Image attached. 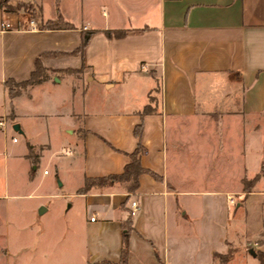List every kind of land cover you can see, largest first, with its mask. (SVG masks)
<instances>
[{"label": "crops", "instance_id": "0c3cea01", "mask_svg": "<svg viewBox=\"0 0 264 264\" xmlns=\"http://www.w3.org/2000/svg\"><path fill=\"white\" fill-rule=\"evenodd\" d=\"M18 1L40 16L0 0V119L19 126L24 142L11 160L27 179L42 152L70 146L54 165L69 171L54 195L82 206L85 262L120 264L126 221V264H214L240 240L264 253V0H73L49 19L38 0L8 3ZM59 16L71 28L39 27ZM36 60L46 78L9 98L6 80H27ZM149 97L153 112L142 115ZM28 146L40 151L34 165ZM138 146L147 172L136 190L109 181L79 191L87 178L121 174ZM6 150L0 142V156ZM8 246L2 228L0 264Z\"/></svg>", "mask_w": 264, "mask_h": 264}, {"label": "rangeland", "instance_id": "374dc122", "mask_svg": "<svg viewBox=\"0 0 264 264\" xmlns=\"http://www.w3.org/2000/svg\"><path fill=\"white\" fill-rule=\"evenodd\" d=\"M72 1L38 0V3L43 18L49 19L56 13L57 6L61 10H66L69 9ZM25 3L29 6L34 5L30 2ZM16 4L17 2L12 4L15 5L14 8L17 7ZM23 10L27 11V9ZM7 122L8 129L5 137L0 132V142L6 144V153L9 155V157L0 156V195H2L0 197V229H5L10 256L7 262L2 264H87L83 244L85 217L81 211L82 206L77 205V201L72 199L74 205L69 208V198L54 195L64 191L65 188L62 189L59 186V181L69 175V171L61 172L56 170L54 165L68 158L67 152L70 146L56 144L58 140L55 139L52 149L42 152L43 157L35 176L27 179L22 170L23 166L16 168L11 160V155L22 147L23 138L15 132L13 122L10 119ZM28 122L32 127L33 139L42 140L43 134L38 135L36 128H33L35 122L31 120ZM36 122L50 121L37 120ZM260 134L263 142L264 124L261 126ZM12 135L19 138L18 143L12 141ZM57 135L55 134L54 138H57ZM56 149L60 151L54 154ZM33 150H36L33 153L40 154L39 150ZM44 167L50 170V174L42 177L41 171ZM71 178L74 180V174H71ZM15 194L21 196H12ZM27 194L30 196H22ZM42 209L45 211L41 212ZM255 248L242 244L240 240L239 244L230 247L227 253L216 256L214 264H261L257 258V253L260 251Z\"/></svg>", "mask_w": 264, "mask_h": 264}, {"label": "trees", "instance_id": "16d2710c", "mask_svg": "<svg viewBox=\"0 0 264 264\" xmlns=\"http://www.w3.org/2000/svg\"><path fill=\"white\" fill-rule=\"evenodd\" d=\"M3 3V7L10 12H15L17 10H20L21 8L23 9H27L28 12L33 11L32 12V17L33 19H38V17L40 16L39 12H35L34 8L32 5L29 6V4L27 5V3L22 2V1H18L16 6L14 8L15 5L9 4L8 0H2ZM27 7H26V5ZM66 26L65 28H71V26L68 23H64L62 21L61 16H59L57 18L56 21H46L44 23H40L39 27L41 29L47 28V29H57V28H62L61 26ZM124 32L123 31H115L114 34L116 36H120L122 35ZM107 34L110 36L111 32H107ZM91 33H85L82 35V40H81V45L79 46V48L77 49L78 51H82L84 46L87 44L89 37H90ZM46 78V70L43 68V66L41 65V63L39 62V60H36L35 62V70L31 73L30 77L27 80L21 81V82H15L12 79H8L5 82V87L7 89V93L9 98L14 97L15 95H17L21 89H23L24 87L31 85V84H35V83H39L41 81H43ZM158 88V86H157ZM155 99L153 97H149V104H147L142 112V115L145 114H150L153 112V108H152V102ZM135 133L139 134V131H135ZM28 157L29 160L31 162L32 165L36 164L38 161V156L37 154L33 153V149L31 146H28ZM144 150L138 146L131 154H129V158L130 161L125 165L124 170L121 174H114V175H109L106 177H100V178H92V179H85L84 185L82 186V188H80V192L81 193H86L87 191H89L92 187H102L104 186L107 182L111 181V182H119V183H123V185L125 186V188L128 190V192H132L134 190H136L137 186H138V177L140 174L147 172V170H145L141 164H140V160H139V156L141 153H143ZM264 170V164H263V168L262 171ZM33 171L31 170L29 173V176L32 177ZM244 188H247V182H244ZM124 229H126L125 234L123 235V247L121 249V255H120V264H126L127 261V256H128V232L130 231V222L126 221L123 224ZM220 254H215L216 256H219ZM257 258L259 259V262L261 264H264V253L259 252L257 253Z\"/></svg>", "mask_w": 264, "mask_h": 264}, {"label": "built area", "instance_id": "2783aa9c", "mask_svg": "<svg viewBox=\"0 0 264 264\" xmlns=\"http://www.w3.org/2000/svg\"><path fill=\"white\" fill-rule=\"evenodd\" d=\"M10 27V24L8 21H6L4 24H3V28L4 29H7ZM29 27L30 29H33L35 30L36 29V23L33 21V20H30L29 21ZM7 125V119L5 117L1 118L0 119V128H5ZM17 139L16 138H13V141H16ZM48 173V170L47 169H44L43 170V174H47ZM263 174H264V170H263ZM236 199L232 196H227V202L229 204H235L236 203ZM139 209V204L137 202V200H132L130 202V211H131V214H134L137 210ZM95 219V215H91L90 217V220L93 221Z\"/></svg>", "mask_w": 264, "mask_h": 264}, {"label": "water", "instance_id": "95a60500", "mask_svg": "<svg viewBox=\"0 0 264 264\" xmlns=\"http://www.w3.org/2000/svg\"><path fill=\"white\" fill-rule=\"evenodd\" d=\"M14 129L18 130L19 129V126L17 124H14Z\"/></svg>", "mask_w": 264, "mask_h": 264}]
</instances>
